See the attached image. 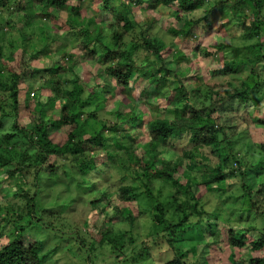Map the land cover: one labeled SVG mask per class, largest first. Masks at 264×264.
Listing matches in <instances>:
<instances>
[{
	"label": "clouds",
	"instance_id": "obj_1",
	"mask_svg": "<svg viewBox=\"0 0 264 264\" xmlns=\"http://www.w3.org/2000/svg\"><path fill=\"white\" fill-rule=\"evenodd\" d=\"M0 264H264V0H0Z\"/></svg>",
	"mask_w": 264,
	"mask_h": 264
},
{
	"label": "trees",
	"instance_id": "obj_2",
	"mask_svg": "<svg viewBox=\"0 0 264 264\" xmlns=\"http://www.w3.org/2000/svg\"><path fill=\"white\" fill-rule=\"evenodd\" d=\"M168 175L170 176V173ZM214 179L216 180L217 183L222 184L224 182L225 176H224L222 170H220L219 174L216 177H214Z\"/></svg>",
	"mask_w": 264,
	"mask_h": 264
}]
</instances>
